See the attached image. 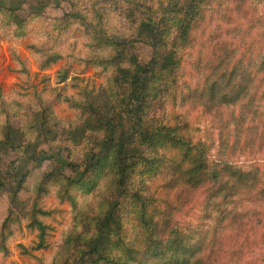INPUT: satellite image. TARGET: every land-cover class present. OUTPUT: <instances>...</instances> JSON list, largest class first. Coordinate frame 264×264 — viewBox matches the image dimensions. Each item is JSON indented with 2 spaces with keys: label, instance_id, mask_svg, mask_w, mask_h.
Returning a JSON list of instances; mask_svg holds the SVG:
<instances>
[{
  "label": "rangeland",
  "instance_id": "1",
  "mask_svg": "<svg viewBox=\"0 0 264 264\" xmlns=\"http://www.w3.org/2000/svg\"><path fill=\"white\" fill-rule=\"evenodd\" d=\"M194 10L197 24L183 40ZM263 55L264 0H0V264H119L142 239V205L152 217L169 205L171 223L186 230L210 225L202 190L184 193L176 210L181 189L168 160L178 152L131 132L138 160L119 183L109 132L117 138L130 123L134 61L155 63L145 127L177 124L179 137L202 142L212 161L227 153L245 165L261 161ZM156 56L168 57L167 71ZM240 85L242 102L219 104L221 91ZM246 141L255 146L241 148ZM112 202L118 228L91 255ZM232 244L223 262L264 264L246 249L233 257Z\"/></svg>",
  "mask_w": 264,
  "mask_h": 264
},
{
  "label": "trees",
  "instance_id": "2",
  "mask_svg": "<svg viewBox=\"0 0 264 264\" xmlns=\"http://www.w3.org/2000/svg\"><path fill=\"white\" fill-rule=\"evenodd\" d=\"M190 13L192 15L181 32L183 40L190 38L192 28L197 24L196 11ZM156 59L162 61L160 66L164 68V72L167 71L168 57L156 56ZM155 68V63L151 66H142L134 61L128 91L130 105L133 106L130 123L123 127L117 138L114 129L109 132V141L114 142L117 139L112 154L116 173L121 178L118 182L124 183L138 160L137 156L130 152L129 134L139 132L138 135L147 140L160 139L164 147L179 154L176 159L168 160L171 163L170 168H173L177 175L178 188L181 189L175 195L176 200L178 199L176 210L181 211L187 204V196L183 197L184 193L193 194L197 190H202L204 195L202 219L208 220L210 225L203 229L188 227L186 230L181 223H171L169 205L154 217L149 215L147 205H142L137 216L138 225L142 229V239L139 245L126 248L127 259L119 264H228L222 261L226 252L223 247L227 246L228 242L234 243L233 257L235 252L246 249L250 253V260H257L260 263L264 258V159L250 161L245 165L233 161V157L227 153L224 158L212 161L208 147L202 142L188 144L179 137L177 124L145 127L142 117L144 98L148 89V79L154 75ZM256 71L257 93L260 92V96L264 98V55ZM231 85L229 81L226 86ZM233 88L230 89L228 96L221 91L220 105L225 102L236 105L237 101H243L245 95L242 98L241 96L247 91L246 87L240 85ZM209 92L212 94L213 89ZM209 96L215 97L214 94ZM263 119L259 117L260 124H264ZM257 129L255 128L256 138ZM261 135L263 136L259 133L260 140L264 139V134ZM9 142L10 140L6 139V145L9 146ZM248 146L255 145L246 141L241 148ZM135 199L142 201L140 195H136ZM117 228V205L112 202L98 220L97 236L92 241L88 253L99 254L106 238ZM40 237H43L42 232Z\"/></svg>",
  "mask_w": 264,
  "mask_h": 264
}]
</instances>
